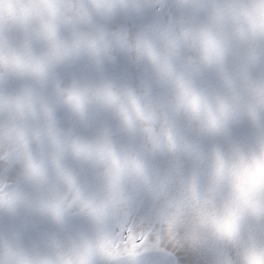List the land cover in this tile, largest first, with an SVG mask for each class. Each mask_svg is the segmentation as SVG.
<instances>
[{
	"label": "clouds",
	"instance_id": "9594fccd",
	"mask_svg": "<svg viewBox=\"0 0 264 264\" xmlns=\"http://www.w3.org/2000/svg\"><path fill=\"white\" fill-rule=\"evenodd\" d=\"M0 264H264V0H0Z\"/></svg>",
	"mask_w": 264,
	"mask_h": 264
},
{
	"label": "rangeland",
	"instance_id": "374dc122",
	"mask_svg": "<svg viewBox=\"0 0 264 264\" xmlns=\"http://www.w3.org/2000/svg\"><path fill=\"white\" fill-rule=\"evenodd\" d=\"M138 21H130L129 27L134 31V24ZM90 72V69L85 63L78 64L70 69L62 70L61 77L65 82H68L73 76H86ZM111 74L117 79H130L133 82H137L140 78V71L130 63H128L124 58L118 59V64L115 68L110 69ZM61 126H69L71 123L70 117L61 112L59 114Z\"/></svg>",
	"mask_w": 264,
	"mask_h": 264
}]
</instances>
